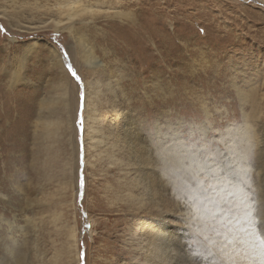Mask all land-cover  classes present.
Segmentation results:
<instances>
[{
  "label": "rangeland",
  "instance_id": "obj_1",
  "mask_svg": "<svg viewBox=\"0 0 264 264\" xmlns=\"http://www.w3.org/2000/svg\"><path fill=\"white\" fill-rule=\"evenodd\" d=\"M246 168L264 0H0V264H264Z\"/></svg>",
  "mask_w": 264,
  "mask_h": 264
},
{
  "label": "snow or ice",
  "instance_id": "obj_2",
  "mask_svg": "<svg viewBox=\"0 0 264 264\" xmlns=\"http://www.w3.org/2000/svg\"><path fill=\"white\" fill-rule=\"evenodd\" d=\"M72 74L73 76L76 77L77 80H79V77L76 76L75 72H73ZM82 124H83V121H81V126ZM244 163L245 165H247V161H245ZM190 167H195L200 172L203 171V166L200 165L195 160H193ZM246 175H247V180L244 182V185L249 193V203L251 205V207L248 210V214L251 217L253 226L257 229L260 236L264 238V203H257V198L264 201V187L257 185V187H261V193L258 195V193L252 188V185L250 182L252 181L253 178L250 172L247 171V168H246ZM220 178L221 179H231V176L227 168L224 170V174ZM199 255L201 256V258H203L204 254L199 253Z\"/></svg>",
  "mask_w": 264,
  "mask_h": 264
},
{
  "label": "bare ground",
  "instance_id": "obj_3",
  "mask_svg": "<svg viewBox=\"0 0 264 264\" xmlns=\"http://www.w3.org/2000/svg\"><path fill=\"white\" fill-rule=\"evenodd\" d=\"M72 50H73V49H72ZM72 52H73V51H72ZM75 62H76V61H75ZM76 63H77V62H76ZM87 118H88V117H87ZM87 118L85 119L86 121H87ZM86 121H85V122H86ZM95 124H96V123H95ZM43 131H44V134L42 133V135L45 136L46 138H47V137H50V136L53 135V133L50 131V126H48L47 128H45V126H44V130H43ZM93 131H94V132H96V131L98 132V130H95V128H94ZM43 136H42V137H43ZM95 137H96V136H95ZM95 137H94L93 139H95V140L97 141V139H96ZM96 141H94V142L97 143ZM262 183H264V179H262ZM157 239H158L157 236H153V235H152V238L149 239V241L151 240V242H155ZM167 245H168V244H167ZM167 245L165 246L164 251L169 252L171 249L169 250V247H168ZM155 249H156V248H155ZM157 250H158V251H157ZM157 250H156V251L154 250V251L156 252V254H157L156 256H161V257H162V255L164 254V252L162 253V251H161L160 248L157 249ZM162 250H163V249H162ZM149 251H150V250H149ZM151 252H152V251H151ZM164 255H166V253H165ZM164 255H163V256H164ZM165 257H166V256H165ZM166 264H167V263H166Z\"/></svg>",
  "mask_w": 264,
  "mask_h": 264
}]
</instances>
